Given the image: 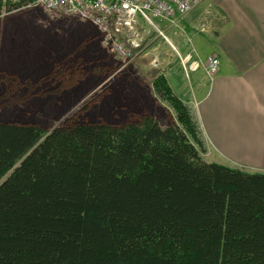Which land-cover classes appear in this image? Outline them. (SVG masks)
Returning <instances> with one entry per match:
<instances>
[{"label":"trees","instance_id":"1","mask_svg":"<svg viewBox=\"0 0 264 264\" xmlns=\"http://www.w3.org/2000/svg\"><path fill=\"white\" fill-rule=\"evenodd\" d=\"M31 1L0 0V14ZM151 90L174 113L165 127L142 114L49 131L0 120V264H264V173L206 161L162 73Z\"/></svg>","mask_w":264,"mask_h":264},{"label":"rangeland","instance_id":"2","mask_svg":"<svg viewBox=\"0 0 264 264\" xmlns=\"http://www.w3.org/2000/svg\"><path fill=\"white\" fill-rule=\"evenodd\" d=\"M13 15L32 18L25 23L45 32L28 34L27 25L20 34L15 26L0 30V120L40 125L46 131L69 120L116 124L141 114L154 116L163 127L174 121L173 111L151 90L161 70L158 63L167 62L163 72L174 89L182 81L187 89L188 81L176 72V54L168 41L154 39V50H147L145 45L157 35L153 27L140 21L144 51L121 68L85 23L53 19L41 10ZM154 23L162 30L159 21ZM166 35L173 42L172 35ZM59 68L67 69L62 78L47 77ZM7 78L15 81L12 89L5 83Z\"/></svg>","mask_w":264,"mask_h":264},{"label":"crops","instance_id":"3","mask_svg":"<svg viewBox=\"0 0 264 264\" xmlns=\"http://www.w3.org/2000/svg\"><path fill=\"white\" fill-rule=\"evenodd\" d=\"M26 20L32 18L7 16L0 30ZM159 22L190 92L184 81L171 86L164 60L160 73L197 121L203 158L264 173V0H202L185 16ZM154 39L161 38L149 40L147 50H154ZM209 56L219 60L212 77L204 69ZM189 57L199 67L186 75L180 61Z\"/></svg>","mask_w":264,"mask_h":264},{"label":"built area","instance_id":"4","mask_svg":"<svg viewBox=\"0 0 264 264\" xmlns=\"http://www.w3.org/2000/svg\"><path fill=\"white\" fill-rule=\"evenodd\" d=\"M202 0H32L27 6L12 13L29 8L46 12L59 20L74 19L92 25L101 36V46L119 63L121 68L129 66L141 51L140 21L154 28L157 35L165 39L154 21L173 22L176 15L185 16ZM8 13H1L0 19ZM139 28V29H138ZM189 64L187 65V63ZM185 70L195 71L199 64L185 58L181 61ZM219 61L208 57L205 72L209 77L218 71Z\"/></svg>","mask_w":264,"mask_h":264}]
</instances>
